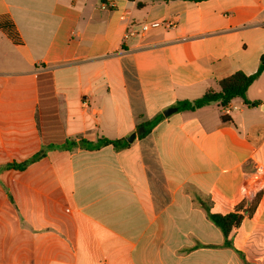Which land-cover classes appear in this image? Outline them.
<instances>
[{
    "label": "crops",
    "instance_id": "crops-1",
    "mask_svg": "<svg viewBox=\"0 0 264 264\" xmlns=\"http://www.w3.org/2000/svg\"><path fill=\"white\" fill-rule=\"evenodd\" d=\"M4 20L0 264H264V71L251 104L164 115L258 71L264 0H0ZM155 21L173 25L126 36ZM258 194L226 246L206 207Z\"/></svg>",
    "mask_w": 264,
    "mask_h": 264
},
{
    "label": "trees",
    "instance_id": "trees-1",
    "mask_svg": "<svg viewBox=\"0 0 264 264\" xmlns=\"http://www.w3.org/2000/svg\"><path fill=\"white\" fill-rule=\"evenodd\" d=\"M195 2L205 0H191ZM0 27L15 41L19 42L18 33L16 32L15 26L11 21L4 20L0 22ZM264 71V56L258 71L254 74L247 75L243 72H237L229 77H226L219 81V90H209L202 97L196 100H182L175 104L178 111H195L213 103H219L222 108H226L234 99L241 98L246 103H250L247 99V91L249 87L258 79V77ZM256 104V103H255ZM163 115H160L153 120L143 123L141 126L144 128V132L140 137H145L150 131L162 120ZM222 119L224 122L231 121V118L227 114H223ZM113 145L116 149L127 148L130 144L126 139L122 140H109L102 139L97 144H89L87 141L81 140L80 145L85 149L100 148L106 145ZM77 146L75 140H67L64 144V148L72 149ZM45 154L42 150L32 160L25 162L20 165H14L18 169H24L29 163L40 159ZM260 199V194L256 195L247 204L246 202L238 205L232 212L227 214H212L210 213L209 205L206 207L209 219L221 229L225 237V245L232 247V236L234 232L240 227L245 216H252L254 213L257 203Z\"/></svg>",
    "mask_w": 264,
    "mask_h": 264
},
{
    "label": "built area",
    "instance_id": "built-area-1",
    "mask_svg": "<svg viewBox=\"0 0 264 264\" xmlns=\"http://www.w3.org/2000/svg\"><path fill=\"white\" fill-rule=\"evenodd\" d=\"M107 7L108 6L106 4L103 5V8H107ZM163 25H165L168 28H171L173 24L167 23V22H158V21L142 23V24H140V26L138 28L137 27L130 28L127 31L126 36L129 37V36H135L137 34H146L151 29L159 28ZM233 108H236V107H233ZM224 110L227 114L230 113V111L232 110L231 105L229 104L226 108H224Z\"/></svg>",
    "mask_w": 264,
    "mask_h": 264
},
{
    "label": "water",
    "instance_id": "water-1",
    "mask_svg": "<svg viewBox=\"0 0 264 264\" xmlns=\"http://www.w3.org/2000/svg\"><path fill=\"white\" fill-rule=\"evenodd\" d=\"M178 111V108H176V107H172V108H169V109H167V110H165L164 111V115L166 116V117H168V116H170V115H172L173 113H175V112H177ZM135 137H136V134H132L129 138H128V142H133L134 141V139H135Z\"/></svg>",
    "mask_w": 264,
    "mask_h": 264
}]
</instances>
